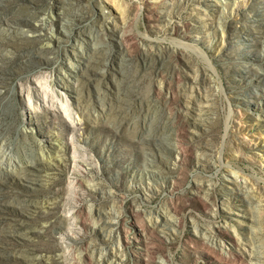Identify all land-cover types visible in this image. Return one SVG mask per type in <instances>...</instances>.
<instances>
[{
	"label": "rangeland",
	"instance_id": "374dc122",
	"mask_svg": "<svg viewBox=\"0 0 264 264\" xmlns=\"http://www.w3.org/2000/svg\"><path fill=\"white\" fill-rule=\"evenodd\" d=\"M0 264H264V0H0Z\"/></svg>",
	"mask_w": 264,
	"mask_h": 264
}]
</instances>
